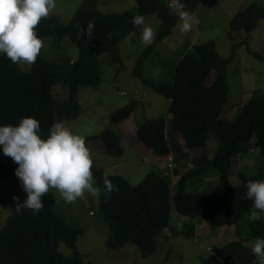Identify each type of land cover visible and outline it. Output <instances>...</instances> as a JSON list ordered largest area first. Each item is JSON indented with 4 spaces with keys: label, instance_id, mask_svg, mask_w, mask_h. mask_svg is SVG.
<instances>
[{
    "label": "trees",
    "instance_id": "trees-1",
    "mask_svg": "<svg viewBox=\"0 0 264 264\" xmlns=\"http://www.w3.org/2000/svg\"><path fill=\"white\" fill-rule=\"evenodd\" d=\"M181 1L190 7L191 4ZM96 3L97 0H81L67 21L63 22L58 16L50 14L38 27V35L49 38L50 48L62 47L66 43L63 39L73 43L76 47L73 59L59 55L57 61L55 57L46 59L40 55L34 65L22 69L0 54V125H15L21 117L33 116L46 136L53 123L78 113L77 85H95L100 81L98 55L101 52H106L107 60L117 62L120 67L123 61L117 41L134 26L122 12L103 11ZM134 3L140 15L154 13L158 17L154 42L169 32L166 21L168 14L163 13L162 7H165L160 4L161 0H134ZM261 16H264V4L248 0L231 15L229 26L233 30L248 33ZM90 20L95 21V26L91 36H87L81 30L87 28ZM235 44L232 42V48ZM145 48L134 59L133 74L168 99L166 112L170 126L180 137L181 144L186 147L203 146L207 135L211 134L216 145L212 142L213 151L209 159L204 155L193 158L196 166L177 175L172 195L169 194L168 179L157 170L146 171L133 184L118 173H109L108 178L119 191L113 192L108 200L104 199L103 194L100 196L98 210L107 230L105 245L115 248L129 242L136 246L141 257L151 254L161 228L166 225L171 231L174 230L168 223L172 203L176 213L201 215L210 226L231 223L234 224L235 234H245L244 238L227 241L224 248L212 246L218 257L214 264L257 263V257L252 254L251 247L245 246L244 241L264 238V219H249L246 214L245 224L241 223V215L247 213L252 202L244 198L245 187L239 190L241 185L231 186L227 175L230 157L245 141L242 133L249 128L256 138L257 154L253 162L246 161L244 164L246 168L254 167L257 170L248 173L239 171L237 176L242 184L248 180L264 179V90L255 88L231 117L221 116L228 90L225 67L233 52L221 57L212 39L189 44L173 60L169 78L164 81L140 74ZM246 48L256 57L264 59L247 45ZM62 61L66 64L64 72L58 64ZM210 70H213L211 76ZM62 80L68 81L67 99L57 102L54 95L59 91V82ZM135 102L132 99L114 108L109 119L117 122L125 118ZM133 133L156 155L177 149L166 138L165 120L161 115L136 122ZM94 137L102 142L105 153L115 156L121 154L120 139L110 128H104ZM16 167L0 150V179H18L14 174ZM207 167L212 168L217 175L218 187L227 188V191L218 192L211 201H206L202 195L189 191L185 186L191 176H194L192 181L195 188L196 184L203 185L200 176L211 171ZM104 172L101 167H93L101 188ZM20 186L18 181V191H23ZM230 189L233 191L229 192ZM43 202L44 207L39 213L14 209L0 218V264H105L84 260L75 244V235L81 229L65 224L61 216L52 211L48 194ZM185 228L184 234H193L192 223ZM59 243L69 248L70 252L61 253L57 248ZM201 260L210 263L206 258Z\"/></svg>",
    "mask_w": 264,
    "mask_h": 264
},
{
    "label": "rangeland",
    "instance_id": "rangeland-1",
    "mask_svg": "<svg viewBox=\"0 0 264 264\" xmlns=\"http://www.w3.org/2000/svg\"><path fill=\"white\" fill-rule=\"evenodd\" d=\"M191 4L190 12L198 19L199 23L187 34H182L178 30V17L168 8V15L174 16L175 21L167 25V34L146 47L144 51V60L139 67V72L146 78L153 77L155 80H168L170 66L179 53L189 44L201 42L206 39H212L214 48L221 57H225L233 50V56L226 62L225 75L228 83L227 97L223 104L221 116L231 117L239 106L246 101L250 92L255 88L264 90V59L256 57L248 52L246 45L253 51L264 57V16L258 18L255 26L246 33L243 30H230L228 20L230 16L238 9L242 8L248 0H185ZM264 4V0H256ZM81 0H56V9L51 13L58 16L63 22L71 16L75 7ZM96 6L103 11L122 12L129 18L140 15L135 8L134 0H97ZM186 8V7H185ZM154 29L157 28L158 20L154 13L143 15ZM132 25V24H131ZM131 29L125 36L117 41L119 52L122 58L121 65L117 62L111 63L107 60L106 52H101L99 57L100 81L95 85H77L76 97H78L79 111L76 115L62 121L66 127H69L74 133L85 137L86 145L93 154L94 166L103 168L108 173H118L133 184L136 183L142 175L150 170H158L157 167L164 166V157H154V153L149 147H145L140 140L134 136L135 123L146 118L161 115L165 120V135L170 145L177 147L173 150V169L170 171L175 178L176 173L182 172L185 166L193 169L192 158L206 152L212 153V142L216 145L211 134L207 135V144L205 150L202 147H186L181 144L177 133L170 126V118L166 112L168 99L155 92L151 86L145 84L141 79L135 76L134 59L143 51L144 45L139 43L138 30L137 39H133ZM43 39L44 48L41 55L46 59L54 58L59 60V55H66L72 59L76 55V47L67 39L59 49L49 47V38L39 36ZM236 42L233 46L231 43ZM58 54V55H57ZM59 67L64 69L66 64L62 61L58 63ZM22 69L29 66L18 65ZM213 70H210L211 76ZM64 74V73H61ZM60 89L54 95L55 100L61 101L67 99L68 81L59 82ZM135 99V105L129 114L117 122L109 119L110 112L124 103ZM104 128H110L118 135L122 152L120 155H110L102 151L104 148L102 142L94 137ZM91 135L90 138L86 136ZM249 141H243L238 147H250ZM189 148V149H188ZM250 155L247 148L240 157L233 154L230 157L228 168V183L231 186H239L241 180L237 176L238 171L244 173L254 172V167H245L241 164L239 168V158L246 160ZM12 164L17 166L15 163ZM192 164V165H191ZM251 165V164H249ZM191 169V170H192ZM211 172L204 173L205 176L214 174V170L207 167ZM203 182L202 197L206 201H211L218 192L227 191L225 186L218 187L219 181L217 175ZM189 191L196 192L197 188L193 186L192 176L186 182ZM173 186H170V192ZM198 194V195H199ZM19 197L22 202L26 198L24 191H18V179L6 177L0 179V218L15 209L13 197ZM49 198L53 204L54 213L60 216L69 224L79 227L80 233L77 234L75 244L82 254L84 260L103 262L105 264H206L201 258L210 261L208 264H214L218 257L212 249V246L224 248V244L230 238L225 234V229L210 226L201 216H188L176 213L172 203L169 211V225H173L175 233L169 229L162 230V234L157 236V245L155 250L146 256L141 257L138 254L134 244L125 242L116 248L105 246L104 240L107 234L106 226L100 218L97 210V202L90 199L78 200L76 203H65L58 193H49ZM51 204V205H52ZM91 213H88V210ZM246 213L241 215V223L245 224ZM264 219V213H261ZM202 218V219H200ZM199 220H201L199 222ZM193 223V234L184 235L181 231L186 230V226ZM199 223L200 227L196 224ZM246 227V225H243ZM219 231V232H217ZM243 234V231H241ZM225 234V235H224ZM240 234H235V238H244ZM233 239V238H232ZM207 245H211L207 247ZM58 250L67 254L69 248L62 243L58 244ZM258 263V262H257ZM254 263V264H257Z\"/></svg>",
    "mask_w": 264,
    "mask_h": 264
},
{
    "label": "clouds",
    "instance_id": "clouds-1",
    "mask_svg": "<svg viewBox=\"0 0 264 264\" xmlns=\"http://www.w3.org/2000/svg\"><path fill=\"white\" fill-rule=\"evenodd\" d=\"M161 1L162 3L160 4L165 7H162L163 13H166L168 8H171L172 12L178 17V30L180 33H189L199 23V19L190 12L191 6L189 7L183 1ZM184 5H186V8ZM55 9L56 0H0V54L5 55L12 63L17 65H34L44 48L43 39L38 35V27L44 19L50 17V14ZM166 21L171 25L174 23L175 17L168 15ZM130 22L134 26V30L131 32L132 38L137 39L138 30L139 43L145 47L152 45L157 33L148 24L149 22L145 20L144 16H133ZM94 26L95 21L90 20L87 28L81 31L82 33L86 32L87 36H91ZM229 29L233 30L230 26ZM232 52L233 50L230 53ZM242 136H244L245 141L250 142V147L240 148V150L238 148L234 154L240 157L249 148L250 155L246 160L239 158L238 164L235 166L237 168L246 161L253 162V158L257 154L256 138L254 134H251L249 128L242 133ZM206 144L207 139L203 146L196 147H202L205 150ZM0 150L17 165L14 174L18 178L22 190L26 193V198L22 202L19 200V197H13L16 211L30 210L34 214L39 213L44 207V197L54 192L58 193L59 197L68 204L76 203L78 200H85L89 196V201L90 199H94L97 202L98 210L102 194L104 199L108 200L111 198L113 192L119 191V188L108 178L110 175L108 172H104L102 176L103 188L98 185L93 173V154L86 145L85 137L74 133L62 121L53 123L46 136L42 134L39 121L33 116H23L19 123L15 125H0ZM173 152V150H170L160 156L164 157L167 153H170L172 156ZM201 155H204L206 159H209L211 156H206V152L204 151ZM193 164L194 168L196 166L194 161ZM160 167L159 172L168 179L169 194L172 195L174 182L178 174L176 173L175 178L173 177V174L170 172L173 167L169 170L168 174H163L164 166ZM182 169L191 170L192 168L189 169L185 166ZM207 172L211 171L204 173ZM204 173L201 174L202 179L207 181L215 176V173L211 176H205ZM240 185L239 190L244 187L246 189L244 198L252 202V207L246 213L248 218L254 220L261 219V213H264V179L248 180ZM170 186H173L172 192H170ZM196 188V192H200L198 194L202 195L203 185L201 183L196 184ZM231 191L233 189L229 190V192ZM51 209L54 211L53 204L51 205ZM91 212L89 209L88 213ZM98 214L102 219L99 210ZM63 221L65 224L72 225L64 219ZM203 221L206 222L205 219ZM227 224L231 223H223L216 227ZM194 226L193 224V228ZM196 226L200 227V224L198 223ZM161 229H169V227L165 225ZM162 230L160 235L162 234ZM169 231L175 233V230L171 231L169 229ZM181 232L183 234L186 233L185 231ZM225 234L230 235L227 241L232 240V238L235 239L234 224ZM210 246L207 245L209 248ZM251 252L257 257L258 264H264V238H255Z\"/></svg>",
    "mask_w": 264,
    "mask_h": 264
},
{
    "label": "built area",
    "instance_id": "built-area-1",
    "mask_svg": "<svg viewBox=\"0 0 264 264\" xmlns=\"http://www.w3.org/2000/svg\"><path fill=\"white\" fill-rule=\"evenodd\" d=\"M164 168H163V174H168L169 170L173 167V158L170 153H167L164 155ZM22 189V187H19Z\"/></svg>",
    "mask_w": 264,
    "mask_h": 264
},
{
    "label": "crops",
    "instance_id": "crops-1",
    "mask_svg": "<svg viewBox=\"0 0 264 264\" xmlns=\"http://www.w3.org/2000/svg\"><path fill=\"white\" fill-rule=\"evenodd\" d=\"M103 145V144H102ZM145 146V145H144ZM146 147V146H145ZM147 148V147H146ZM102 151H103V148L101 149ZM199 156H201V155H199ZM198 156V157H199ZM154 157H158V155H155L154 154ZM162 156H160V158H161ZM160 166L159 167H157V171H160ZM201 220H199V222H200ZM198 224V223H197ZM233 227V224H227V225H223V226H220L219 227V229L220 230H222V229H225V233L226 232H228L229 231V229L230 228H232ZM254 243V240H248V241H244V244H245V246H247V247H252V244ZM255 258V257H254Z\"/></svg>",
    "mask_w": 264,
    "mask_h": 264
}]
</instances>
